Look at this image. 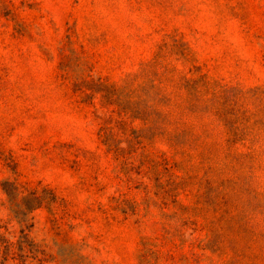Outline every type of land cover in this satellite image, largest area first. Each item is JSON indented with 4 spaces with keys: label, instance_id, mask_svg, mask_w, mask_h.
I'll return each instance as SVG.
<instances>
[{
    "label": "rangeland",
    "instance_id": "1",
    "mask_svg": "<svg viewBox=\"0 0 264 264\" xmlns=\"http://www.w3.org/2000/svg\"><path fill=\"white\" fill-rule=\"evenodd\" d=\"M35 197L8 264H264V0H0L11 234Z\"/></svg>",
    "mask_w": 264,
    "mask_h": 264
},
{
    "label": "trees",
    "instance_id": "2",
    "mask_svg": "<svg viewBox=\"0 0 264 264\" xmlns=\"http://www.w3.org/2000/svg\"><path fill=\"white\" fill-rule=\"evenodd\" d=\"M97 88L96 91L101 90L100 84H95L93 86ZM108 141V140H106ZM108 143V142H105ZM17 187H12V189L7 188V193L10 197L16 195ZM42 205V199L35 197L27 207H25L24 212H20L21 218L20 222L22 228L19 235H13L9 231L6 224L0 223V264H8L10 262H15L17 260H27L28 255L25 252H33L35 248V243L29 237V228L33 224H29L28 214L31 210L36 209Z\"/></svg>",
    "mask_w": 264,
    "mask_h": 264
}]
</instances>
